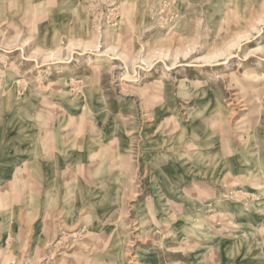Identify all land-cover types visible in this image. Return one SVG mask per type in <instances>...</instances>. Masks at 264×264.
<instances>
[{
	"label": "rangeland",
	"instance_id": "374dc122",
	"mask_svg": "<svg viewBox=\"0 0 264 264\" xmlns=\"http://www.w3.org/2000/svg\"><path fill=\"white\" fill-rule=\"evenodd\" d=\"M254 183L264 0H0V264H264Z\"/></svg>",
	"mask_w": 264,
	"mask_h": 264
},
{
	"label": "bare ground",
	"instance_id": "6f19581e",
	"mask_svg": "<svg viewBox=\"0 0 264 264\" xmlns=\"http://www.w3.org/2000/svg\"><path fill=\"white\" fill-rule=\"evenodd\" d=\"M50 55H51V53H50ZM245 74L247 75L248 72L246 71ZM10 75L12 76V74L10 73L8 75V77L5 79V81H3L2 87H6L8 83H10L11 86L14 85V82H16L18 84L19 81L17 79L10 80V78H11ZM218 78H221V77L218 76ZM49 84L52 85L53 87H55L54 88L55 90L52 87V89H53L52 92H54V94L57 93L56 95L60 96L66 103H70L71 104L72 102H74V99H76V100H83L84 108L83 109H80V112L81 113H80V115L77 118L76 117L74 118V114L73 115L70 114L69 116H67V115L64 114L60 118H58L56 120L57 124L61 128L65 127V126H67V127L68 126L69 127L70 126H73L74 125V121L75 120H78V122H79L78 125H79V129H80V132H81V129H82L81 127H83L82 123H83V120L85 119L86 114H87L86 113V110H87L86 103L88 102V100H87L88 95H86L87 93H86V91L83 90V87L81 88V86H80L81 81H75L74 78L69 77V76H59L58 78L55 79V81H53V82H51ZM80 105H78V106H80ZM76 108H77V106H76ZM73 111H74V105H73ZM67 118H68V120L66 121ZM65 123H67V124H65ZM72 137L74 138V136H70L69 139L72 138ZM243 162H245V161H243ZM77 164H78V162H77ZM78 165H80V164H78ZM257 175L258 176H257V178L255 176V179H261L262 180V174L261 173H257ZM249 176H251V175H249ZM249 176H248V178H249ZM250 179H252V176L250 177ZM239 181L240 180H238V178L232 179V181L229 184V187H233ZM250 182L252 183L251 180H250ZM252 185L253 186H256L255 189H254L255 192L256 191H260V190L263 189L262 186H261V184L254 183ZM252 191H253V189H252ZM241 193L240 192H237V191H235L233 189H231V190L228 191V196L227 197H224V198L222 197L225 200L222 201L219 198H216L214 201L207 202L208 205L206 206V208L209 209L208 212H213L212 215H211V218L220 217L219 218V221H222V226L223 227L220 228V230H219L220 232L231 233V230H232V229L229 230V226H228L229 220L226 219V216H223L222 211H220V208L223 205H226V199L227 198L228 199L231 198V197H235L236 198V197L239 196V194L241 195ZM256 197H257V200H256L257 203L252 204L250 206V209H251V211L254 209L252 212L259 213L262 210H264V190H262V192L260 194H258ZM253 202H254V200H253ZM239 207H240V205H239ZM239 207H237L235 205V207L234 208L231 207L230 210L231 211H237L239 213L240 212V208ZM211 208H213V209L210 210ZM235 208H237V209H235ZM254 220L255 219L252 218V222H248V225H249V223L250 224L251 223H254ZM191 224H192V226H191L192 228L191 229H193V230H195V229H198V230L203 229V223L200 224V222L195 217L192 218ZM204 229H206V228H204ZM232 240H234V238ZM238 246H243V245H241V243H240V245H238Z\"/></svg>",
	"mask_w": 264,
	"mask_h": 264
},
{
	"label": "crops",
	"instance_id": "0c3cea01",
	"mask_svg": "<svg viewBox=\"0 0 264 264\" xmlns=\"http://www.w3.org/2000/svg\"><path fill=\"white\" fill-rule=\"evenodd\" d=\"M207 204V203H206ZM205 204V205H206ZM193 217H197V220H199V222H200V224L201 223H203L204 225H203V229H200V230H206V229H204V228H207L208 229V227H210L211 228V230H216L217 228L215 227V225L216 224H214V225H208V223H209V221L211 220L209 217L208 218H205V217H203V216H201V215H195V216H193ZM192 219V218H191ZM213 220V222H219V221H215L214 219H212ZM190 223H191V221H190ZM217 225H219L220 227L222 226V224L220 225V223H218ZM192 225H190V226H188V228L191 230V227ZM193 230V229H192ZM196 231H200V230H198V229H195ZM219 230H220V228H219ZM215 234H217V233H215ZM219 234V233H218ZM220 237V236H219Z\"/></svg>",
	"mask_w": 264,
	"mask_h": 264
}]
</instances>
